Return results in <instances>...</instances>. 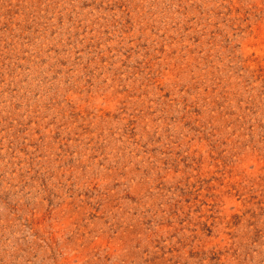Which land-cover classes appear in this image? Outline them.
<instances>
[{
    "label": "rangeland",
    "instance_id": "1",
    "mask_svg": "<svg viewBox=\"0 0 264 264\" xmlns=\"http://www.w3.org/2000/svg\"><path fill=\"white\" fill-rule=\"evenodd\" d=\"M0 264H264V0H0Z\"/></svg>",
    "mask_w": 264,
    "mask_h": 264
}]
</instances>
